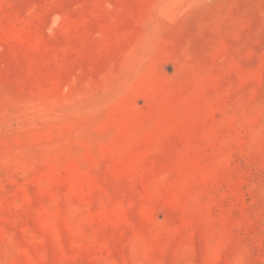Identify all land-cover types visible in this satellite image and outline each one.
<instances>
[{
  "label": "rangeland",
  "instance_id": "374dc122",
  "mask_svg": "<svg viewBox=\"0 0 264 264\" xmlns=\"http://www.w3.org/2000/svg\"><path fill=\"white\" fill-rule=\"evenodd\" d=\"M0 264H264V0H0Z\"/></svg>",
  "mask_w": 264,
  "mask_h": 264
}]
</instances>
